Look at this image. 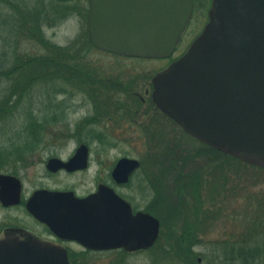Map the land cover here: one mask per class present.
<instances>
[{
	"label": "water",
	"instance_id": "obj_1",
	"mask_svg": "<svg viewBox=\"0 0 264 264\" xmlns=\"http://www.w3.org/2000/svg\"><path fill=\"white\" fill-rule=\"evenodd\" d=\"M89 38L97 49L118 56L168 59L189 27L194 0H88ZM153 101L165 115L199 141L264 168V0H213L209 21L188 51L152 79ZM81 145L64 162L52 159L51 172L88 167ZM122 158L112 177L127 183L139 169ZM15 188V196L10 190ZM21 181L0 175V197L19 198ZM29 211L60 237L94 251L139 252L158 241L161 222L134 212L107 185L79 198L73 191L38 190ZM0 264H70L63 246L14 233L0 239Z\"/></svg>",
	"mask_w": 264,
	"mask_h": 264
},
{
	"label": "rangeland",
	"instance_id": "obj_2",
	"mask_svg": "<svg viewBox=\"0 0 264 264\" xmlns=\"http://www.w3.org/2000/svg\"><path fill=\"white\" fill-rule=\"evenodd\" d=\"M212 1L194 0L193 19L175 57H179L204 29ZM88 10V0H2L0 2V72L10 70L21 61H26V56L37 54L47 56L50 53L36 40L29 38L27 35L30 33L21 29L24 27L22 24L24 20L34 21L35 14L42 13L41 29L44 37L56 46L66 47L87 31ZM87 58L94 67L108 76L121 77L124 80L136 75L150 77L148 81L142 82L138 89L142 99L139 105L135 106L130 103V99L122 98L132 105L137 117L133 121H106L99 127H93L96 133H106L110 146L100 145L97 141L91 142L94 134L89 137L84 134L82 141H79L78 138L73 137L77 123L92 116L94 112L93 105L87 98L81 94L75 98H70V95H54L56 87L63 85L61 82L37 84L25 98H4L10 81L0 74V104L8 100L14 105L21 102L16 105L18 109L10 118L0 122V147H8V140L13 142L20 140L30 115L44 118L58 113L50 107L65 108L68 115L65 123L69 124V128L61 124L48 132L42 143L43 147L32 156L27 168H24L23 163H16V159L12 157L0 174H10L20 178L27 195L35 190L48 188L73 189L83 196L95 191L99 182H110L111 170L118 160L125 157L133 158L141 161L142 168L133 177L130 187L124 192L125 196L139 210L149 207L158 194L167 197V205L171 204L170 200L175 197L177 188L174 179L170 177L168 179L166 168L160 165L168 164L167 157L172 144L179 143L184 153L189 151L194 153L199 148V142L184 135L182 129L177 124L171 123L150 101H153L152 78L167 68L171 60L121 58L95 50H92ZM48 95L51 97L48 98ZM81 144L89 145L90 148L92 164L88 172L45 176V163L48 158L58 156L65 160ZM150 156L151 159L148 158ZM250 165L243 161L217 164L215 157L209 154L189 164L188 172L196 176L194 178L198 180L199 188L201 186L200 194L205 200L204 210H209L216 216L209 227L201 225L200 232L198 231L202 243L195 247L194 252L200 264H211L213 261V264H217L216 257L223 256L226 252L222 246L225 244L223 242L229 244L227 249V252H230L229 257L241 256L240 253L249 246V243L245 242L249 234H251V246L263 251L264 264V168L258 166L254 168L251 167L254 165ZM221 177H226L225 186L223 182L221 186L215 183ZM169 208L170 206H167L165 209L162 205L160 208L167 218L172 210ZM181 219L186 221V216L183 214ZM170 227L166 228V224L162 225V229L165 228L164 232H169ZM72 252L86 254L78 247H73ZM86 255H88L86 260L79 259L74 264H186L177 259H170L161 249L132 253L126 257L116 252ZM244 262L245 258L241 260L237 258L236 262L229 264H244Z\"/></svg>",
	"mask_w": 264,
	"mask_h": 264
},
{
	"label": "trees",
	"instance_id": "obj_3",
	"mask_svg": "<svg viewBox=\"0 0 264 264\" xmlns=\"http://www.w3.org/2000/svg\"><path fill=\"white\" fill-rule=\"evenodd\" d=\"M40 15L36 13L34 21L29 19L24 20L22 22L24 27H21V29H25L26 33H30L27 36L36 40L39 45L48 49L50 53L47 56H41L40 54L26 56V61H21V63L10 70L0 72V74L10 81V86L4 98H25L26 94L37 84L61 82L63 85L56 87L54 95H70V98H75L81 94L89 100L94 108L92 116H88L77 123L73 137L82 141L84 134L86 137L94 134L91 142L97 141L100 145L110 146L106 133H96L93 127H99L101 124H105L106 121H133L137 116L132 110L131 104L135 106L140 104L141 97L138 94V89L141 83L148 81L150 77L136 75L128 80H124L121 77L108 76L102 73L87 58L92 50L100 51L92 45L88 31L78 36L68 46L59 47L50 43L44 37L41 29V23L43 22L41 19L43 18ZM50 97L51 95H48V98ZM122 98H129L132 101H130L131 104H128L129 102L126 103ZM10 101H3L0 104V122H4L10 118L14 111L18 109L16 105L21 104L19 101L14 105ZM150 101L155 105L152 100ZM50 108L55 109V112L59 114L55 113L52 117L44 118L30 115L27 119L28 122L24 133L20 136L21 142L20 140L18 142L8 140V147H0V171L7 166L9 159L12 157L16 159V163H23L24 167L27 168L29 160L39 151L40 145L44 143L48 132L59 127L61 124H64L65 128H69V124L65 123L68 119L65 108L59 106ZM165 117L176 125L175 121L167 116ZM183 133L190 137L184 131ZM192 139L199 142L194 138ZM91 142L86 143L90 144ZM198 147L194 153H190V151L184 153L179 143L172 144L167 157L168 164L160 166L166 168L168 179L169 177L174 179L177 188L174 194L175 197L170 200L171 204L167 205V197L158 194L151 205L146 208V211L158 217L161 222L163 221L162 225L164 224L165 226L166 224V228L171 226L169 232H164L165 228L162 229L161 238L149 251L161 249L170 259H177L186 264H200L199 260L196 259L194 249L202 243V240L199 239L201 225L209 227L212 219H216L215 214H212L209 210H204L205 200L200 194L201 186L199 188L198 180L194 178L196 176L188 172L187 168L189 164L195 163V160L208 154L215 157L217 164H228L232 161L241 162V160L201 142H199ZM151 156L148 158L151 159ZM251 167L255 168L256 166ZM225 180L226 177H221L215 183L221 186L223 182L225 186ZM161 205L165 209H167V206L172 208L168 218L164 216L165 212L162 213L160 211ZM183 214L186 216L187 222L181 219ZM247 237L248 239L245 242L249 243V246L237 258L240 260L245 258L244 264H263V251L258 247L251 246V234L247 235ZM164 239H166V242H164ZM223 243H225L222 246H224L223 249L226 252L223 256L216 257L218 258L217 264L236 262L237 258L233 256L229 257L230 252H227L228 242ZM116 253L124 257L130 254L123 250L116 251Z\"/></svg>",
	"mask_w": 264,
	"mask_h": 264
},
{
	"label": "flooded vegetation",
	"instance_id": "obj_4",
	"mask_svg": "<svg viewBox=\"0 0 264 264\" xmlns=\"http://www.w3.org/2000/svg\"><path fill=\"white\" fill-rule=\"evenodd\" d=\"M191 44H192V42L187 46V48L183 51V53L178 58H180L182 55H184L186 53V51L189 49ZM43 145L44 144L40 145V149L43 147ZM53 146H54V144H53ZM79 147H77L75 152L69 158H67L65 160L61 159V157H58V156H52V157L48 158L46 163H45V167H46L45 176L46 177H53V176H58L60 174L75 175V174H78V173L88 172L90 170L91 164H92L91 163L90 148H89L88 167L85 170H79V171H75V172L71 173V172L66 171L65 169L59 170L58 172H50L47 169V165H48L49 161L52 160V159H61L64 162H68L74 156V154L76 153V151L78 150ZM88 147H89V145H88ZM117 162H116V164H117ZM116 164H115V166H116ZM28 165L29 164H27V166ZM115 166L113 167V169L111 170V173H110V182H108V183L99 182L97 184L96 190L91 192V193H89V194H87V195H83V196L79 195L73 189H71V190H56V189H48L47 188V190H51V191H74L78 197L85 198V197H88L89 195L95 193L98 190L100 185H108V186L112 187L116 191V193L118 195H120L122 198H124L126 201H128L132 205L134 210H136V211L138 210L139 211L137 206H135L130 201V199H128L125 196L124 192L130 187L133 177L141 170L142 163H141V167L131 174L130 180L127 183H118L112 177V172H113ZM5 175H10V174H5ZM11 176H13V175H11ZM14 177H16V176H14ZM18 179L21 181V184H22V190H21V192L19 194V198L14 197L15 199L10 201L9 203L7 202V204H6V203H4L2 201V199L0 197V239L6 238L7 234L14 233L20 239H25L26 236H30V237H34V238L46 241L48 243L54 244V245L63 246L68 251V257H69L70 264H74V262H76L79 259H81L83 261L86 260L88 258V255H86V254H88V253H95V254L105 253V251L87 250L86 248H84L82 245H80L76 241L67 240V239H64V238L60 237L47 224H45L40 219L35 217L29 211L28 204H29V201L31 200V198L33 197L34 193L36 191H38V190H43V188L35 190L31 194L27 195L24 192L23 181L20 178H18ZM14 189L15 188H12L10 190L11 196H15L16 195V192L14 191ZM73 247H78V248L83 249V251H85L86 254H83V253L75 254V253H73L72 252Z\"/></svg>",
	"mask_w": 264,
	"mask_h": 264
}]
</instances>
